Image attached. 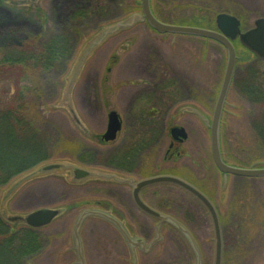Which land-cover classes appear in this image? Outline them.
Returning a JSON list of instances; mask_svg holds the SVG:
<instances>
[{"label":"rangeland","instance_id":"obj_1","mask_svg":"<svg viewBox=\"0 0 264 264\" xmlns=\"http://www.w3.org/2000/svg\"><path fill=\"white\" fill-rule=\"evenodd\" d=\"M70 1L74 0H62L61 16L65 17L70 12ZM34 2L33 6H13L10 2L0 0V41L9 43L16 39L18 44H23L25 40V45L19 46V50L42 52L43 46L40 42L42 40L37 41L34 38L35 33L41 30L42 34L45 30H52L53 25L49 22L50 17L49 28L40 27L41 14L48 13L46 9L48 0ZM140 3L141 0H95L90 9L78 18L75 26L66 32V36L60 37L63 42L68 40L70 46L67 43V47L60 49L59 57H56L52 65L44 62L43 65L48 64L49 67L38 64L39 67L34 66L27 70L26 62L22 61L1 65L0 108L24 107L25 118L35 122L42 133L47 132L50 140L48 147L45 148L46 155L42 159L50 162L66 161L77 166H81V162L87 163V167L86 165L82 167L110 177H120L97 169L99 166L93 163L95 156L102 161L118 145L114 143L98 146L92 137L106 128L110 111L114 110L120 116L128 113L125 108L129 91H125L126 87L121 81L127 78L125 70H142L132 67L129 59L139 55V46L146 42L154 43L153 47L159 53L161 51L160 54L154 55V48L151 49L150 54L154 56L152 61L148 59L150 66L158 63L156 70H183L192 73L188 78L194 84L191 100L184 98L179 100L180 97H185V91H175L174 87L171 91L161 92L165 101H176L171 112L177 120L175 124L188 125V137L182 145L183 150L192 153L191 146H204L209 151L210 143L205 136L206 128L197 121L195 115L212 111L223 80L227 54L225 48L216 41L170 33L157 35L147 24H135L108 37L94 49L81 69L80 80L72 90L70 101H66L64 91L67 79L86 43L103 27L124 20L134 12H141ZM150 5L152 11L155 9L157 16L166 23L202 25L211 30L215 29V19L220 13L238 16L241 21L239 29L242 33L251 29L258 18L264 17V0H150ZM36 8H39L37 13ZM193 19L200 20L199 24L193 22ZM26 35L27 39L24 38ZM243 50L236 41L234 78L220 118L221 152L229 163L259 168L264 166V119H261L259 114V106L244 96L239 89L252 86L256 90L260 88L264 91V60L255 58ZM144 65L147 66L146 63ZM106 78L108 81H105ZM214 84L218 85L217 89L215 88L217 91L210 90L211 100L208 102L207 89L213 88ZM138 102L133 111L142 103ZM171 125L172 123L169 124ZM201 133H204V136H201ZM84 144L88 148L97 147L100 152L94 155L92 151L84 150ZM29 169L31 170V167L15 174L2 186L0 201L5 190ZM63 178L68 181L71 173L56 172L34 179L21 186L7 202L8 206L5 208L9 215L24 216L43 207L60 210V214L52 223L36 231L41 237L42 249L26 264H74V262L76 264V261L72 262L76 260L72 229L78 213L86 205H94L96 198L109 200L102 192L94 193L95 189L93 191L91 185L86 186L94 179L83 184L65 185L61 182ZM213 179H215L213 184H217L215 191L226 202L229 201L233 190L232 181L240 183L236 193L238 204L236 209H232H235L234 214L237 217L235 220L239 221L236 224L239 228L238 242L234 241L233 234L226 236L223 264H264V177L234 178L231 175V182L225 191L222 190L221 179L219 177ZM42 187H47L49 191L45 190L44 194L37 193L36 198L27 199L22 204L18 203L29 190L35 191ZM175 195L182 204L188 200L187 193L181 190ZM91 221L90 218L85 220L81 228L86 255L89 258L87 264H110L106 260L107 254L101 252L100 247L102 244L105 246L107 240L110 241L114 232L104 226L105 233L98 234L101 241L96 239L94 243L93 235L87 236L85 230ZM233 222L234 219L228 220L230 224ZM209 242L212 243L211 239Z\"/></svg>","mask_w":264,"mask_h":264},{"label":"flooded vegetation","instance_id":"obj_2","mask_svg":"<svg viewBox=\"0 0 264 264\" xmlns=\"http://www.w3.org/2000/svg\"><path fill=\"white\" fill-rule=\"evenodd\" d=\"M94 1H70V12L63 17L60 14L62 0H48V8H46L48 13L41 14L40 27L43 26L48 29V20L51 17L49 22L53 25V28L52 30H45L42 34L40 33L41 30L36 32L34 38L37 41L42 40L40 42H50L62 35L66 36V32L75 26L79 20L78 18H81L90 9ZM154 15L160 21L166 23L157 16L158 13L155 9ZM46 31H48L47 34ZM157 35L159 34L157 33ZM24 38L27 39V35ZM24 41L23 44H18L16 39L10 41L9 44L0 41V47L19 49V46L23 47L25 45ZM153 46L154 43L152 42L141 44L138 49L139 55L129 59L132 67L142 70H125L127 78H123L121 82L126 87L124 88L125 91H129L126 96L127 105L125 108L128 113L121 116L118 114L119 129L115 133L114 139L112 141H105L104 139L108 118L106 128L92 137V140H96L98 146L114 143L118 145L102 161L95 156L96 159L93 160V163L99 166L97 169L117 174L120 177H111L109 178L111 181L93 180L94 182L85 184L86 186L91 185L92 190L95 189L94 193L102 192L106 198H109V200H98L96 198L94 205H86L85 208L103 209L123 228L128 238L126 240L112 222L98 219H90L92 221L85 229L86 235H93L95 243L96 239L101 241L98 234L105 233V227L113 230L114 234L111 239L109 238L111 243L107 240L106 245L102 244L100 247L101 252L107 254L106 260L110 264H116L117 262L121 264H213L215 228L210 212L203 202L194 194L172 184L148 185L138 190L134 188L136 183L143 179L173 176L194 187L213 206L218 220V231L222 245L221 264H223L226 236L233 234L234 241L238 242L239 228L236 224L239 221L235 220L237 217H235L234 212L238 204L236 193L240 183L232 179L233 190L230 193L228 202L223 197L220 198L217 191H215L217 184H213L215 182L213 178L219 177L221 179L222 190L225 191L231 182V175H225L218 168L213 158L210 124L213 120L214 107L210 112L204 111L205 114L203 115H195L197 121L206 128L205 136L208 137L210 143L209 151L204 146H191L192 153L189 150L188 152L183 150L182 145L188 137V125L187 123L183 125L175 124L177 120L171 112L176 101H165L161 91H171L174 87L175 91H185V97H180L179 100H183V98L191 100L194 84L188 78L191 77L192 73L183 70H156L158 63L150 66L151 63H148V59L152 61L153 56L159 53ZM152 48H154V55L150 54ZM105 81H108L107 78ZM216 87L218 85L214 84L213 88L207 89L206 100L208 102L211 100L210 90L217 91ZM139 99L142 103L138 105L136 111H133ZM191 115L194 116V114ZM170 123H172L171 126H169ZM175 128H182L180 132L185 135L184 138L180 136V133L174 132ZM201 136H204V133H201ZM119 139L120 142H118ZM165 143L166 146H164ZM83 148L92 151L94 155L100 152L99 148H88L85 144ZM221 157L225 164L237 165L229 163L222 155ZM81 165L88 166L87 163L82 162ZM239 166L246 167L244 165ZM61 182L67 185L65 178ZM100 183L101 185H98ZM45 190L49 191L47 187L35 191L29 190L18 203L22 204L27 199L36 198L38 194H44ZM178 190L188 195V200L184 204L179 202L178 197L175 195ZM135 191L138 200L143 205L158 214L167 216L169 220L172 219L182 224L187 231L188 239L182 236L168 219H164L161 223L160 218L153 217L141 209L135 201ZM30 200L28 201L30 202ZM233 208L235 209L232 210ZM230 218L234 219L233 224L228 223ZM158 224H160L159 242L150 247L156 238ZM81 237L83 243V236ZM209 238L212 241L211 244ZM84 244L85 242L82 244L83 254L85 264H87L89 258L86 255ZM74 261L76 260H72V262Z\"/></svg>","mask_w":264,"mask_h":264},{"label":"water","instance_id":"obj_3","mask_svg":"<svg viewBox=\"0 0 264 264\" xmlns=\"http://www.w3.org/2000/svg\"><path fill=\"white\" fill-rule=\"evenodd\" d=\"M5 2H10L11 5H31L35 3V0H3ZM142 13H134L124 20L118 21L114 24H111L107 27H103L90 41L86 43V45L81 50V53L78 57L77 64L72 70L69 78L67 79V86L64 91V95L66 97V101H70V96L72 90L82 72V67L85 65L86 60L92 54L94 49L99 47L102 42H104L108 37L118 33L119 31L125 30L127 28L132 27L138 22H147L154 30L159 33H172V34H181V35H194L204 38H209L216 40L223 44L227 50V62L225 73L223 77V81L221 84V88L216 100L213 120L211 123V148L214 161L218 168L225 174L230 173L237 176L242 177H264V168H241L235 166H229L221 160L220 150H219V121L221 112L226 100V96L232 82L233 73H234V65L236 59L235 49L231 44V41L239 37L241 44L247 48L250 52L255 54L258 58L264 59V18L258 19L255 22V27L241 33L239 29V21L237 18L227 15V14H219L216 17V26L218 31H212L208 29L198 28V27H188V26H177V25H168L158 21L150 10L149 0H141ZM72 112V110L69 108ZM73 117L76 118L73 114ZM77 120V119H76ZM119 121L117 119V113L112 111L109 113V123L107 127V131L104 135V139L106 141L112 140L115 137V133L118 131ZM180 129H177V132H180ZM184 137V134H181ZM69 171L71 173V178H69V182L71 184H81L90 179H107L109 175L103 173H96L95 171L88 170L86 168L77 166L75 164H71L66 161H52L46 162L30 171L24 173L21 177L15 180L7 190L2 194L0 201V215L2 218L11 223V224H23L28 227L39 229L49 225L53 219H55L59 214L60 210L58 209H50V208H42L38 209L34 212H31L27 215H9L7 214V209L5 208L9 199L23 186L24 184L44 176L51 175L56 172H66ZM159 183H171L175 184L186 191L194 194L198 199H200L205 206L208 208L211 218L213 220L214 228H215V256H214V264H221V240L219 235L218 228V220L215 214V210L211 203L206 199L204 195L199 193L194 187L186 183L185 181L170 177V176H160L151 179L143 180L134 186L136 190ZM134 198L137 204L141 209H143L146 213L160 218L161 223L164 219H168L167 217L158 214L157 212L149 209L147 206L143 205L136 196V191L134 193ZM95 217L103 220H107L112 222L122 235L127 240V234L123 230V228L115 222V220L105 211L98 209H85L83 210L76 218V221L72 230L73 244L74 249L76 251L77 259L79 264H84L83 252L81 247V239H80V230L82 224L87 218ZM174 227H176L179 232L188 239L187 231L177 222L170 219L169 220ZM160 224L157 225L156 229V238L150 245L153 246L160 239Z\"/></svg>","mask_w":264,"mask_h":264},{"label":"trees","instance_id":"obj_4","mask_svg":"<svg viewBox=\"0 0 264 264\" xmlns=\"http://www.w3.org/2000/svg\"><path fill=\"white\" fill-rule=\"evenodd\" d=\"M67 43L69 44L68 40L63 42L60 37L50 42H43L41 51L44 53L35 51L29 53L15 48L0 47V68L17 61L26 62L27 70L38 64L43 65L44 62L52 65L56 57H59L60 49ZM42 54L45 55L44 58ZM48 64L42 67H49ZM257 90L252 86L239 89L244 96L259 106V114L261 119H264V91L260 88ZM0 109L1 190L2 186L15 174L46 160L42 158L46 155L45 148L50 138L47 132L40 131L35 122L25 118L24 107ZM41 247V238L33 230L28 228L15 230L5 225L0 219V264H26Z\"/></svg>","mask_w":264,"mask_h":264}]
</instances>
